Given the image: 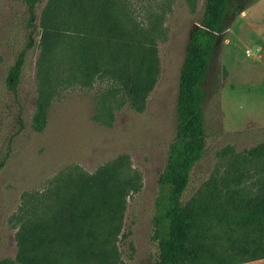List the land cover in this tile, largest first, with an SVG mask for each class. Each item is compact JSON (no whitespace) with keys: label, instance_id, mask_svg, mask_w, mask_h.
Wrapping results in <instances>:
<instances>
[{"label":"rangeland","instance_id":"obj_1","mask_svg":"<svg viewBox=\"0 0 264 264\" xmlns=\"http://www.w3.org/2000/svg\"><path fill=\"white\" fill-rule=\"evenodd\" d=\"M46 2L36 4L32 29L23 0H0V264H19L14 235L24 193L42 191L60 173H90L119 156L136 187L125 198L115 241L119 258L123 264H153L156 178L173 136L179 65L202 0H96L125 30L121 40L131 43L133 37L154 47V82L141 111L128 104L112 77L115 63L107 59L93 69L84 59L78 65L75 53L85 39L99 36L85 24L66 31L70 19H61L56 44L40 61V12ZM232 2L238 11L226 16L217 32L205 80L204 152L181 201L197 208L196 234L216 256L204 264H264V257L249 259L264 238V219L241 222L245 203L259 195L264 179V0ZM22 49L11 90L7 71ZM38 94L45 123L35 130Z\"/></svg>","mask_w":264,"mask_h":264},{"label":"trees","instance_id":"obj_2","mask_svg":"<svg viewBox=\"0 0 264 264\" xmlns=\"http://www.w3.org/2000/svg\"><path fill=\"white\" fill-rule=\"evenodd\" d=\"M23 1L27 25L34 29L31 20L40 0ZM237 11L232 0H202L197 25L187 37L178 69L173 136L156 178L152 200L151 238L156 245L153 264H204L206 257L216 259L200 240V232L196 234L197 208L183 203L181 198L190 172L204 152L205 80L216 50L217 32L224 18ZM65 17L70 19L66 31H79L80 25L85 24L99 35H88L75 53L78 65L84 59L93 69L99 63H108L107 59L115 63L112 77L121 86L128 104L141 111L156 72L153 45L133 37L131 43L121 40L125 30L111 22L108 8L96 0H47L40 12L41 62L55 46V27ZM31 46L32 41L27 40L25 48ZM24 51L17 53L8 68L6 82L11 90L17 84ZM44 123L45 104L38 94L32 127L40 130ZM126 170L125 160L119 156L90 173H60L42 191L24 193L16 212L15 262L123 264L115 241L121 229L126 195L136 188L133 173ZM260 184L259 195L244 205V225L264 219V179ZM263 251L264 238L251 248L249 259L264 257Z\"/></svg>","mask_w":264,"mask_h":264},{"label":"built area","instance_id":"obj_3","mask_svg":"<svg viewBox=\"0 0 264 264\" xmlns=\"http://www.w3.org/2000/svg\"><path fill=\"white\" fill-rule=\"evenodd\" d=\"M246 52H248V50L246 49Z\"/></svg>","mask_w":264,"mask_h":264}]
</instances>
